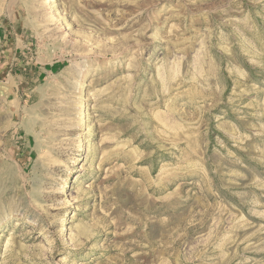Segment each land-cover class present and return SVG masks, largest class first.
I'll return each instance as SVG.
<instances>
[{"label": "rangeland", "instance_id": "1", "mask_svg": "<svg viewBox=\"0 0 264 264\" xmlns=\"http://www.w3.org/2000/svg\"><path fill=\"white\" fill-rule=\"evenodd\" d=\"M0 264H264V0H0Z\"/></svg>", "mask_w": 264, "mask_h": 264}]
</instances>
